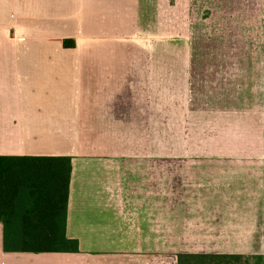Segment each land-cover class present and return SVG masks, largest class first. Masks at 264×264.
Here are the masks:
<instances>
[{
  "label": "crops",
  "instance_id": "obj_1",
  "mask_svg": "<svg viewBox=\"0 0 264 264\" xmlns=\"http://www.w3.org/2000/svg\"><path fill=\"white\" fill-rule=\"evenodd\" d=\"M157 1L0 0V155L71 157L65 230L79 242L72 252L6 247L33 205L24 190L18 213L0 219V264H158V253L140 244L152 242L158 223L160 157L219 159L237 164L234 173H251L241 164L256 159L264 179V100L239 104L237 68L225 72L227 95L198 108V153L159 155L158 62L126 57L141 48L138 4ZM165 66L173 78L189 75L186 64ZM172 106V123L185 124L190 110Z\"/></svg>",
  "mask_w": 264,
  "mask_h": 264
},
{
  "label": "rangeland",
  "instance_id": "obj_2",
  "mask_svg": "<svg viewBox=\"0 0 264 264\" xmlns=\"http://www.w3.org/2000/svg\"><path fill=\"white\" fill-rule=\"evenodd\" d=\"M138 8L141 48L126 57L158 62L152 133L159 155L197 154L198 108L215 102L217 93L227 95L229 68L239 70V104L263 103L264 0H159ZM246 60L254 66L247 67ZM171 61L187 65L184 80L177 71L174 78L169 75L172 68L165 65ZM173 102L175 108L190 110L185 124L181 117L172 123ZM150 134L143 132L144 138ZM255 160L241 164L251 173H234L237 164L219 159L160 157L158 223L154 226L153 220V235L146 237L152 242H143L141 249L156 251L158 264H174L182 250L240 251L248 256L243 264H264V179L259 177L262 163Z\"/></svg>",
  "mask_w": 264,
  "mask_h": 264
},
{
  "label": "trees",
  "instance_id": "obj_3",
  "mask_svg": "<svg viewBox=\"0 0 264 264\" xmlns=\"http://www.w3.org/2000/svg\"><path fill=\"white\" fill-rule=\"evenodd\" d=\"M68 39L64 45H69ZM71 157L68 155H0V219L18 213L22 192L33 205L22 211L16 241L6 247L22 251H79V242L66 235ZM244 260V261H242ZM242 261V263H240ZM248 256L235 253L179 252L177 264H243Z\"/></svg>",
  "mask_w": 264,
  "mask_h": 264
}]
</instances>
